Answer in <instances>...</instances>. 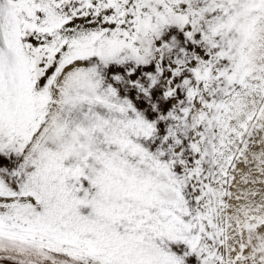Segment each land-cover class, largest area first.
Segmentation results:
<instances>
[{
  "label": "snow or ice",
  "instance_id": "1",
  "mask_svg": "<svg viewBox=\"0 0 264 264\" xmlns=\"http://www.w3.org/2000/svg\"><path fill=\"white\" fill-rule=\"evenodd\" d=\"M0 264H264V0H0Z\"/></svg>",
  "mask_w": 264,
  "mask_h": 264
}]
</instances>
